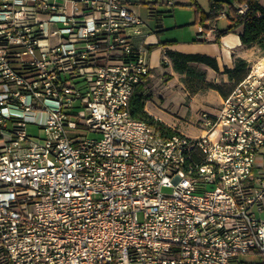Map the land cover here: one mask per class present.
Here are the masks:
<instances>
[{
    "label": "built area",
    "instance_id": "2783aa9c",
    "mask_svg": "<svg viewBox=\"0 0 264 264\" xmlns=\"http://www.w3.org/2000/svg\"><path fill=\"white\" fill-rule=\"evenodd\" d=\"M144 22L122 0H0V264H264V62L199 135L166 136L129 111Z\"/></svg>",
    "mask_w": 264,
    "mask_h": 264
},
{
    "label": "rangeland",
    "instance_id": "374dc122",
    "mask_svg": "<svg viewBox=\"0 0 264 264\" xmlns=\"http://www.w3.org/2000/svg\"><path fill=\"white\" fill-rule=\"evenodd\" d=\"M145 1L130 0L128 4H132L143 17L147 15L149 7L157 11H165L166 15L161 20L164 28L160 32L162 38L183 40L193 39L199 35L200 18L204 11L209 12L212 0H155L152 3ZM224 2L228 8L230 7L229 2L238 6L235 0H224ZM219 19H221L219 28L222 29L227 18L222 16ZM206 23L209 24V21ZM183 77L184 75L170 81L172 78L170 74H157L153 82L144 83L140 85V88L146 89L144 93L150 98L147 107L160 115L169 126L188 135L197 136L201 132L199 127L201 114L204 111L215 113L221 106L223 96L220 98V93L213 89H204L196 94H189L187 89L183 88V85L186 88ZM195 83L198 84L197 87L204 85L197 79ZM229 88V86H223L226 91ZM27 129L32 135H43V130L33 123H29ZM163 191L170 192L171 189L164 188ZM254 260L259 259L254 258Z\"/></svg>",
    "mask_w": 264,
    "mask_h": 264
},
{
    "label": "trees",
    "instance_id": "16d2710c",
    "mask_svg": "<svg viewBox=\"0 0 264 264\" xmlns=\"http://www.w3.org/2000/svg\"><path fill=\"white\" fill-rule=\"evenodd\" d=\"M155 0H146V3H152ZM239 5L247 3L248 8L245 13H239L237 7L229 2L230 7L225 14L227 18V25L220 29L216 28V37L214 42L219 43L222 35L230 32H239L242 44L245 47L259 46L264 50V6L260 3V0H235ZM224 0H212L210 2L209 12H203L200 22L209 27L206 21L210 24H216L219 20L220 14L224 11ZM207 41V39H203ZM166 56L169 58L174 70L182 75L183 82L189 94H196L204 89H213L220 93L221 96L226 97L233 88L245 78L250 69V64L241 57L235 58L233 67L224 66L223 70L220 69L218 60L216 57L201 54V53H183L171 49L165 51ZM169 61L163 59V65H168ZM200 64L206 65L214 69L219 74H226L229 79V83H218L207 80L206 71L199 67ZM200 81L203 86L197 87L195 80ZM143 84V83H142ZM141 84V85H142ZM229 86L226 91L223 86ZM148 95L143 93V89L140 85L134 91L129 105L130 114L138 119L145 120L160 132L166 136H170L179 133L177 129H173L160 119H157L146 109V101Z\"/></svg>",
    "mask_w": 264,
    "mask_h": 264
},
{
    "label": "crops",
    "instance_id": "0c3cea01",
    "mask_svg": "<svg viewBox=\"0 0 264 264\" xmlns=\"http://www.w3.org/2000/svg\"><path fill=\"white\" fill-rule=\"evenodd\" d=\"M122 1H124L128 6L134 9L145 21L141 27L142 34L135 39L137 45H143L144 40H146L147 44L144 45L149 52L148 59L150 61L151 72L150 76L144 83H148L149 81L153 82V78H155L157 74H170L172 76L170 81L183 76L174 70L172 63L165 54V51L167 49L183 53H201L214 56L217 58L221 70H223L224 66L233 67L236 57H241L245 59L250 65L257 61L264 62V50H262L257 45L252 47H245L241 42L239 32H230L225 35H222L219 43L214 42V39L216 37L215 35L205 38L199 36V33V35L193 39H163L160 32L164 30L161 20L163 16L166 15L164 13L165 11H157L155 8L149 7L147 15L143 17V15L140 14L139 11L134 8V6H132V4H128V1L130 0ZM260 3L264 6V0H260ZM228 9L229 8L224 5V15L220 14L219 17H225V14L227 13ZM220 23L221 19L218 20L217 25L215 23L212 25H215L217 28L219 27ZM227 23L228 21H226L224 27L227 25ZM208 25H210V23ZM204 38L207 39V41H203ZM163 59L168 60L169 64L166 66L163 65ZM199 67L206 71L208 81L218 83H229V79L226 74H219L214 69L203 64H200ZM157 79L158 78H156V80ZM183 88L186 90L184 85ZM145 90L146 89H143V93ZM219 96L220 98H222L221 95ZM149 100L150 98H148V100L146 101L147 111L153 116H155L157 119H160L164 123L168 124L161 118L160 115L155 114L151 109H149V107H147V103Z\"/></svg>",
    "mask_w": 264,
    "mask_h": 264
}]
</instances>
